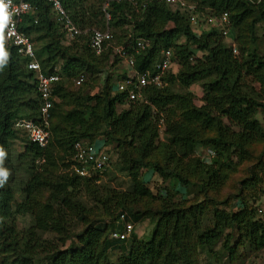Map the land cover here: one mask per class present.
<instances>
[{
  "label": "trees",
  "instance_id": "16d2710c",
  "mask_svg": "<svg viewBox=\"0 0 264 264\" xmlns=\"http://www.w3.org/2000/svg\"><path fill=\"white\" fill-rule=\"evenodd\" d=\"M29 1L39 9L26 17L22 29L34 42L43 71L64 77L55 85L52 120L60 103L70 100L72 109L59 125L51 121L46 147L14 128L15 118L36 120L42 101L35 73L27 67L29 59L5 38L0 24V149L6 155L20 139L24 152L19 160L55 165L57 153L69 171L55 182L35 176L23 189V202L16 201L8 177H0V248L16 255L5 264H200L201 251L218 260L227 254L231 262L240 245L253 254L264 250V217H258L263 210L245 196H236L233 208L223 209L219 204L228 202H216L211 196L250 158L251 146L264 145V33L258 34L259 29L264 32V0H187L197 5L200 14H229L238 54L221 30L213 27L198 35L188 13L166 0H111L110 27L116 42L134 57L135 71L155 73L165 50L172 52L173 65L163 84L150 82L136 100H129L128 91L117 90L130 75V67L120 57L111 51L93 54L90 33L68 40L61 26L51 21L46 0ZM106 1L67 0V9L83 29L100 28L105 26ZM139 39L146 47L137 53ZM80 74L86 79L76 85ZM196 84L203 86L200 96L191 89ZM80 140L107 150L115 144L116 169L130 180L126 189L107 187L101 200L109 205L108 216H114L111 223H89L84 204L76 198L82 186L96 184L101 176L82 177L70 171L77 164L74 146ZM257 159L264 170V148ZM147 171L159 175L161 185L147 180ZM200 176L205 178L199 182ZM261 178L251 170L241 185L255 189ZM173 180L179 186H170ZM40 189L49 194L46 203L37 207L32 197ZM193 194L202 199L188 204ZM210 208L214 225L205 229L203 218ZM122 210L135 223L156 222L150 241L136 235L128 242L109 238L111 230L122 228L116 224ZM21 214L35 217L26 231L16 227ZM73 214L86 228L71 236L66 218ZM45 233L61 236L59 243L45 240ZM42 248L50 252L47 263L36 260ZM115 249L121 254L113 262L109 252Z\"/></svg>",
  "mask_w": 264,
  "mask_h": 264
},
{
  "label": "built area",
  "instance_id": "2783aa9c",
  "mask_svg": "<svg viewBox=\"0 0 264 264\" xmlns=\"http://www.w3.org/2000/svg\"><path fill=\"white\" fill-rule=\"evenodd\" d=\"M50 5V19L59 24L68 40L76 39L82 33H90L89 47L92 53L101 55L105 51H111L114 56L120 57L128 67H130L129 78L125 79L117 90L127 92L129 100L140 99L143 96V88L150 82L162 85L169 68L172 67V52L165 50L163 59L157 63L155 73L149 70L145 72L135 71L134 57L129 54L126 46L119 44L115 40L113 29L110 27L112 14L109 11L111 0H107L103 6V17L105 26L100 28L83 29L71 17L67 9V0H46ZM121 1V0H117ZM135 1V0H130ZM174 9H181L189 13L190 23L193 30L200 33L217 27L221 30L223 37L230 43L235 54L239 53L235 42L233 28L230 26L229 14L223 13L219 17L214 15L200 14L196 5L187 0H166ZM39 8L29 0H0V24L3 27L5 38L17 47L18 53L29 59L27 67L34 71L37 81V89L41 96V106L39 116L36 120L16 118L13 121L14 127L23 131L28 140L46 147L51 140V121L54 103V90L57 82L64 77L61 73H45L42 65L37 59L35 44L31 38L23 31L22 25L26 17L35 13ZM146 47L144 40L136 42V52ZM199 55H201L199 53ZM154 73V74H153ZM86 79L85 74H80L75 78L76 85H81ZM75 172L81 176H95L105 172L111 164V156L104 146L98 143H91L89 140H80L75 143ZM212 153L211 150H208ZM204 155H206L204 153ZM116 224L122 228L112 230L110 238L118 241H126L135 232V224L130 220L127 212H122Z\"/></svg>",
  "mask_w": 264,
  "mask_h": 264
},
{
  "label": "rangeland",
  "instance_id": "374dc122",
  "mask_svg": "<svg viewBox=\"0 0 264 264\" xmlns=\"http://www.w3.org/2000/svg\"><path fill=\"white\" fill-rule=\"evenodd\" d=\"M263 30L259 29L258 34H263ZM40 46V44H37ZM119 66V65H118ZM72 87V86H71ZM191 89L200 96L203 91V86L200 84H196ZM60 107L58 108V112L56 117L52 120L54 125H59L62 120V116L64 113L70 111L72 109V105L70 100L67 103H60ZM260 119H262L260 117ZM99 142V141H98ZM103 142V140H101ZM100 143V142H99ZM24 145L20 139H17L10 152L2 157V168L3 162H6L4 166L5 170L8 172V184L13 187L16 192V201L23 202L26 201L25 197L26 194L23 192V189L27 184H30L33 181L35 176H40L41 178L48 179L49 182L59 179V176H63L68 171L63 168L62 160L59 158L60 154L56 153V158L58 162L53 165L51 163L40 162L38 161L36 164L29 160H19L18 157L22 152H24ZM264 145H253L250 147L251 156L250 158L247 157L244 159L237 168V171L230 174V178L228 179L227 183L220 187L217 191L218 192H211V196L214 197L216 202L219 201H227V204H219L221 208H233V203L236 201V196H245L248 199H251V203H253L257 208L262 209V213H258V217H264V170L259 166L258 156L263 150ZM108 153L111 156L112 163L108 167L105 173L101 174L100 179L96 182V184H92L89 186H82L79 191L77 192V199L84 204L85 207V218L89 221V223L96 222L101 225L105 223H111L114 219V216L111 218L108 216L109 205L103 203L101 200L107 194V187L120 190L126 189L130 186L129 178L124 174L119 172L116 169V163L118 161V154L115 148V144L108 146ZM197 155V154H196ZM195 156V155H194ZM4 160V161H3ZM68 161V160H66ZM115 163V166H114ZM35 165V168L33 166ZM75 165L71 166L70 171L75 172ZM251 170L259 173L261 178V185L256 187L255 189L244 188L241 185V181L248 176H251ZM76 173V172H75ZM81 176V175H80ZM145 178L147 180H153L155 183H162V179L159 175L154 174L152 171H147L145 173ZM82 177H89L88 175ZM205 176H200L198 181H202ZM168 184V182L166 183ZM161 185V184H160ZM170 186H179L177 180L169 181ZM196 188V187H194ZM197 192V190L195 189ZM49 194V191H41V189L32 197L33 205L37 207H42L46 203V198ZM195 194L190 195V201L187 202L188 204L191 202H196L198 199L201 200L200 196L193 197ZM179 199V197H178ZM180 200V199H179ZM236 208V207H235ZM68 224L67 233L71 236L81 233L86 228V223H83L82 220L78 218H74V214L72 217L66 218ZM35 223V217L32 214H21L18 215L16 221L17 229L21 231H26ZM214 220H213V208L207 210L205 217L203 218V227L206 229L207 227H213ZM156 222L150 220L138 221L136 227V234L139 235V239H144L146 241H150L153 237L154 230H155ZM43 238L48 242H56L58 244L61 236L56 233H45ZM70 241V240H69ZM68 241L67 245L70 243ZM236 239L232 242L234 244ZM221 244L219 243L216 246V250L221 248ZM121 251L118 249L110 250L109 258L111 261L116 262L120 257ZM16 256L14 254H9L6 250L4 251L0 248V264H5L6 262H10L13 257ZM50 256V252H43V248L39 251L36 255V260L38 262H49L47 259ZM221 259L213 258L210 254L201 251L199 254V262L200 264H264V250L259 251L258 253H250V250L247 247L239 246L237 257L233 261H229L228 255L225 256L221 255ZM220 261V262H219ZM10 264V263H7Z\"/></svg>",
  "mask_w": 264,
  "mask_h": 264
},
{
  "label": "clouds",
  "instance_id": "9594fccd",
  "mask_svg": "<svg viewBox=\"0 0 264 264\" xmlns=\"http://www.w3.org/2000/svg\"><path fill=\"white\" fill-rule=\"evenodd\" d=\"M189 2V1H188ZM189 3H192V2H189ZM192 4H194V3H192ZM194 5H196V4H194ZM196 7H197V5H196ZM196 12H198V13H200L199 12V10H198V7H197V11ZM188 15H189V13H188ZM72 17V16H71ZM189 22H190V18H189ZM79 25V24H78ZM190 25H191V23H190ZM81 27V26H80ZM191 27H192V25H191ZM192 29H193V27H192ZM194 31V30H193ZM202 31V30H201ZM195 32V31H194ZM197 33V32H196ZM198 35H200L201 34V32L200 33H197ZM90 48V47H89ZM91 50V49H90ZM92 52V51H91ZM94 54V53H93ZM41 97V96H40ZM52 118H53V115H52ZM16 119V118H15ZM25 119H27V118H25ZM32 120V119H31ZM13 126H14V124H13ZM15 128V127H14ZM16 129V128H15ZM21 131V130H20ZM21 132H23V131H21ZM24 133V132H23ZM25 134V133H24ZM26 135V134H25ZM27 137V136H26ZM4 156V152H3V150L2 149H0V163H2V157ZM8 176V172H7V170H5L4 168H2V167H0V177H4V178H6ZM0 183H2V181H0ZM122 212H127V211H120L119 212V214H118V218L120 217V214L122 213ZM128 213V212H127ZM128 215H129V217H130V220L135 224V232L133 233V235L131 236V238H129L128 240H126V241H124V242H128V241H130L135 235L137 236V234H136V227H137V223H135L134 222V220H133V217H132V215L131 214H129L128 213ZM119 229H121V228H119ZM112 231V230H111ZM111 233V232H110ZM138 237H140L139 235H138ZM109 238H110V234H109ZM111 239V238H110ZM111 240H113V239H111ZM118 241V240H117Z\"/></svg>",
  "mask_w": 264,
  "mask_h": 264
}]
</instances>
